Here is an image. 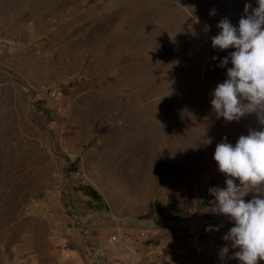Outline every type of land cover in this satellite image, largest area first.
I'll use <instances>...</instances> for the list:
<instances>
[{"label": "rangeland", "instance_id": "1", "mask_svg": "<svg viewBox=\"0 0 264 264\" xmlns=\"http://www.w3.org/2000/svg\"><path fill=\"white\" fill-rule=\"evenodd\" d=\"M246 3L0 0V264H239L213 154L259 124L212 111L211 38Z\"/></svg>", "mask_w": 264, "mask_h": 264}, {"label": "clouds", "instance_id": "2", "mask_svg": "<svg viewBox=\"0 0 264 264\" xmlns=\"http://www.w3.org/2000/svg\"><path fill=\"white\" fill-rule=\"evenodd\" d=\"M255 3L256 7L245 4L236 25L222 18L217 24L218 33L211 38L213 49H234L219 59L217 66L227 71L211 93L212 111L227 122L254 114L259 124L258 129H249L234 144L225 137L213 154L218 171L225 175V187L209 188L214 197L210 211L233 225L222 237L225 244L219 256L224 262L232 250L230 258L239 264L264 260V194L259 191L264 186V0ZM249 193L259 195L246 200ZM205 230L219 231V227L208 226Z\"/></svg>", "mask_w": 264, "mask_h": 264}, {"label": "trees", "instance_id": "3", "mask_svg": "<svg viewBox=\"0 0 264 264\" xmlns=\"http://www.w3.org/2000/svg\"><path fill=\"white\" fill-rule=\"evenodd\" d=\"M83 189L86 191V193H87L88 195H90V196L93 197L94 199H96V200H102L101 195L98 193V191H97L96 189H94V188H92V187H90V186H88V185H85V186L83 187Z\"/></svg>", "mask_w": 264, "mask_h": 264}]
</instances>
